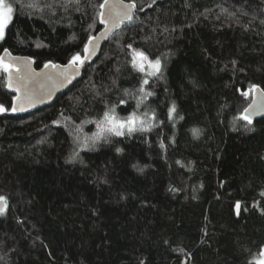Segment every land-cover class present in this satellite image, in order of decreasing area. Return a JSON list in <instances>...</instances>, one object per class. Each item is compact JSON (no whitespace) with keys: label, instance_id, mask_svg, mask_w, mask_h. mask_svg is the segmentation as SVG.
<instances>
[{"label":"trees","instance_id":"16d2710c","mask_svg":"<svg viewBox=\"0 0 264 264\" xmlns=\"http://www.w3.org/2000/svg\"><path fill=\"white\" fill-rule=\"evenodd\" d=\"M103 2L4 0L0 59L82 58ZM123 2L134 17L50 106L16 116L0 67V264H256L264 119L244 112L264 92V0ZM110 109L146 130L93 140Z\"/></svg>","mask_w":264,"mask_h":264},{"label":"water","instance_id":"95a60500","mask_svg":"<svg viewBox=\"0 0 264 264\" xmlns=\"http://www.w3.org/2000/svg\"><path fill=\"white\" fill-rule=\"evenodd\" d=\"M116 2L117 0H109L110 4ZM103 11L107 19L108 9L105 8ZM135 13L136 8L133 9L132 18ZM127 22L129 20L124 19L114 27L111 21L101 24L99 17L100 31L91 44L87 43L86 47L89 48V52H83V64L70 63L65 66L57 65L59 67H52L55 64H48V67L36 70L34 62L31 59L14 57L8 52H4L1 59L3 63L10 65L12 68L11 71L5 73V82L7 91L14 97L12 111L14 108L16 110L13 113L16 116H25L53 104L60 95L80 81L85 67L97 60L103 47L108 44L113 35L120 31ZM245 116L251 122L264 119V92L259 89L253 91L250 105L244 112ZM4 208L5 205L0 204V209H2L0 213Z\"/></svg>","mask_w":264,"mask_h":264},{"label":"snow or ice","instance_id":"6c2138e0","mask_svg":"<svg viewBox=\"0 0 264 264\" xmlns=\"http://www.w3.org/2000/svg\"><path fill=\"white\" fill-rule=\"evenodd\" d=\"M73 2L78 4L79 0H69V3H73ZM99 7L101 9V11L99 12L100 23L105 24L106 22L111 21L113 22V26L115 27L116 25L121 23L124 19H128L129 21H131L132 12H133V9L136 8V4L135 3L124 4L123 0H117L116 3L110 4L109 0H104V2L99 5ZM105 8L108 9L107 19L105 17V12L103 11V9ZM12 13H13L12 7L4 3V0H0V39L3 38L5 29H7L8 25L12 22ZM94 39L96 38L89 37L88 44H91ZM128 47L131 48V45H129ZM84 52L88 53L89 48L85 47ZM136 57L139 58L141 61H144V60L148 61V67L153 69L152 72L147 73L148 75H156L157 73L161 71V68H160L161 62L159 59H156L154 61L149 60V58L143 52H139V51L136 52ZM72 63L73 64H77V63L83 64L84 59H82L80 55H76L73 57ZM48 66L49 65L47 64L45 65V67H48ZM132 66L133 68H137L141 72H144L145 70V66L143 65V63H141L140 65H137L136 59L132 61ZM0 67H2L5 72H9L12 70L11 66L6 63H3L2 59H0ZM52 67H59V66L52 65ZM143 84H148V80L147 79L143 80ZM257 90L258 89H256L255 87L252 89V91H257ZM140 91L144 93L145 97L152 95V92L150 91L145 92L143 87H141ZM245 95H247V93H245ZM121 103H124V101H121ZM15 110L16 109L14 108L13 111ZM0 111H4V109L0 107ZM173 113H175L174 105L169 110V116L171 117ZM244 119H247L248 122L251 123V120L248 119L247 116H245ZM98 128L100 129V131L95 135L94 138H92L93 140H98L102 138V133L104 132H107L109 134H113L116 136H122L125 134V131H127L130 134L133 131L146 130L143 121H140L139 127H137V118L135 117V114L129 116L125 120H119L115 116L114 109H110L108 112L104 113L103 122L101 124H98ZM194 134H196L195 130H194ZM161 146L163 147V145ZM261 195H264V193H261ZM0 204H3L6 206L5 197L0 196ZM236 208L237 210H239L240 208L239 203H237ZM260 255L264 257V250L261 251ZM256 264H264V259L258 260Z\"/></svg>","mask_w":264,"mask_h":264},{"label":"rangeland","instance_id":"374dc122","mask_svg":"<svg viewBox=\"0 0 264 264\" xmlns=\"http://www.w3.org/2000/svg\"><path fill=\"white\" fill-rule=\"evenodd\" d=\"M136 63L137 65H140L141 63H143V65L145 66V72H152L153 69L148 67V61L144 60V61H141L139 58L136 59Z\"/></svg>","mask_w":264,"mask_h":264},{"label":"bare ground","instance_id":"6f19581e","mask_svg":"<svg viewBox=\"0 0 264 264\" xmlns=\"http://www.w3.org/2000/svg\"><path fill=\"white\" fill-rule=\"evenodd\" d=\"M129 4V3H128Z\"/></svg>","mask_w":264,"mask_h":264}]
</instances>
